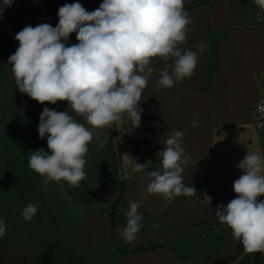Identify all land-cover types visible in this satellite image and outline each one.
Instances as JSON below:
<instances>
[{"label":"crops","instance_id":"1","mask_svg":"<svg viewBox=\"0 0 264 264\" xmlns=\"http://www.w3.org/2000/svg\"><path fill=\"white\" fill-rule=\"evenodd\" d=\"M74 2L14 0L0 17V147H17L25 161L30 154L24 148L40 140L38 121L42 109L17 89L12 65L8 63L19 45L15 35L27 25L49 23L55 27L59 7ZM79 2L92 11L102 0ZM257 5L256 0H185L190 23L186 40L178 47L197 54L196 67L191 76L169 88L157 82L160 70L172 71L174 58L155 57L152 64L155 71L140 100L143 111L139 127L135 128L127 113L108 126L103 142L107 139L109 142L100 151L119 183L111 202L107 199L102 202L99 195L92 200L87 197V201L73 196L71 208H81L84 215L76 223H69L61 217L65 210L60 206L62 196L71 199L65 187L82 197L88 196L82 190L87 179L73 186L65 180L46 182V177L40 175L36 196H41L42 202L35 203L37 213L24 222L5 219L6 231L0 237V264L5 260L6 264H15L14 260L24 254L26 264H33L32 261L37 264V256L44 253L50 254V264H58L64 249L71 264H238L246 257L248 263H255L214 210L235 198L233 182L243 171L237 164L246 153L264 156V132L255 130L251 117L252 105L264 95V25L257 23ZM43 9L46 13L41 16ZM69 42L78 43L75 32L70 34ZM58 102L61 108H69L68 103ZM175 131L184 133L182 147L189 157L182 182L197 191L165 199L162 194L147 191L150 182L147 173L161 169V158L156 154ZM23 132H31L35 138L31 135L25 144L28 137ZM42 141H47V136ZM133 158L138 163L151 160L152 164L143 173H137L133 171ZM97 179L93 181L97 183ZM107 179L115 184L113 178ZM2 185L0 190L8 196L10 186L4 177ZM259 199L264 200V196ZM132 200L140 205L143 228L133 241H128L119 231L127 224L125 211ZM41 212L51 217L48 222L40 221ZM33 221L39 222L37 231L45 234L43 241L38 240V235L35 238L29 235V240L24 238L26 231L35 228ZM171 221H179L175 227L181 231L163 235L162 225ZM47 232L53 236L46 239ZM148 234L149 237H144ZM5 238L8 246L3 249ZM10 244L17 247L11 248ZM23 246L28 249L22 251ZM241 252L245 255L238 259ZM261 260L264 261V255Z\"/></svg>","mask_w":264,"mask_h":264},{"label":"clouds","instance_id":"2","mask_svg":"<svg viewBox=\"0 0 264 264\" xmlns=\"http://www.w3.org/2000/svg\"><path fill=\"white\" fill-rule=\"evenodd\" d=\"M264 7V0H256ZM14 0H0V17ZM185 0H102L95 10H87L79 0L58 9V24L27 25L15 35L19 45L9 56L17 89L41 104L67 101L87 123L101 128L118 121L127 113L135 128L142 116L140 100L155 57L174 58L172 71L160 70L159 85L173 87L176 81L189 77L198 56L178 47L186 40L190 17ZM76 33L78 43L71 44ZM199 47H203L202 45ZM194 122V126H195ZM260 126V125H258ZM38 136L47 147L30 150L29 167L46 182L65 180L73 186L86 176L84 167L93 133L77 122L68 110L57 111L45 106L39 116ZM182 131H175L156 155L161 169L147 173L149 193L165 199L192 195L197 189L186 186L182 172L188 156L182 147ZM133 171L143 173L151 160L138 163ZM242 174L233 182L235 198L219 204L215 211L233 237L246 252H264V156L247 152L238 162ZM139 203L129 201L125 211L126 226L119 235L133 241L143 228ZM38 208L28 204L22 211L31 220ZM6 231L0 218V237Z\"/></svg>","mask_w":264,"mask_h":264},{"label":"rangeland","instance_id":"3","mask_svg":"<svg viewBox=\"0 0 264 264\" xmlns=\"http://www.w3.org/2000/svg\"><path fill=\"white\" fill-rule=\"evenodd\" d=\"M32 104H34L35 106L40 107V109L43 110V108L45 106L51 108H55L57 111H65L66 107H60L59 102L57 101L56 104H50L48 102H45L44 104L39 103L36 100L32 99ZM64 103H68L66 101H63ZM69 107V106H67ZM69 112L70 115L74 116L75 119L79 120V123L84 124L87 128H89V130L93 133V139L89 142V152L86 156V165L84 167V171L86 172V176L84 179H87L85 181V186L83 187V191L85 194H87L88 196L82 197L78 194H75L72 190V192H70L66 186L65 189L67 190V194L68 196L72 199L69 200H65V197L62 196V202L60 203V206L65 209L63 210V214L61 215V217L64 216L65 219H67V221L69 223L72 222H77L79 221V218L81 216L84 215L83 211L81 208H71V205H73V196H78L81 199L87 201V197H89L90 200H92L95 196L97 197L98 195L101 197V200H103L102 202H105L104 200L107 199L108 202H111L110 200L113 198V193L115 192V190L117 188H119V183L117 181V179L115 178L116 174L110 170L109 167V163L106 162L105 160V156H103V153H101V149H103L104 143H108L109 140L107 139L105 142H103V139H106L105 136L107 134V130H108V126L105 127H101V128H95L92 127L91 125H89L87 123L86 117L85 116H81L77 113H75L73 110L70 111L69 108H66ZM127 118V116H126ZM121 119V118H120ZM115 122L112 123V125ZM116 124V123H115ZM111 125V124H110ZM10 133V132H9ZM22 135H25L28 137V141L25 142V144L29 143V138L32 135V138H35L34 134L29 132V133H25L23 132ZM31 138V139H32ZM33 140V139H32ZM31 140V141H32ZM103 142V143H102ZM36 146V147H35ZM38 148H43L45 149V151H49L47 147V141H42V139L37 140L35 142V144L32 146L31 144L27 145L24 148V151L27 152V154L31 155V151L30 150H36ZM22 154L19 151V149L17 147H13L11 149H5L0 147V188L4 187V185H2L3 182V177L6 179L7 183L10 186V190H9V194H7L8 196H6V193L4 190H0V210H1V218H9V220H13V221H17L18 219H22V222H24V218L22 216V211L23 208H25L28 205V201L29 204H33L36 206V204H39V201L42 202V198L37 197V187H36V181L37 179H39L40 174H38L36 171H34L33 169H31L29 167V160L25 161L24 159L21 158ZM5 158H9L7 159L8 162L5 160ZM98 178V182L96 183L95 181H93L94 178ZM107 177L109 178H113L115 180V184H112V182L110 180L107 179ZM15 181H19L18 183H15ZM54 181V180H51ZM91 182V184H90ZM65 183L67 184V181H65ZM90 184V185H89ZM89 185V186H88ZM80 191V189L78 190ZM54 196V193H52ZM111 195V196H110ZM38 200V201H37ZM7 203H6V202ZM32 201V202H31ZM66 202V203H65ZM101 202V203H102ZM36 203V204H35ZM94 201H89V204H93ZM42 215L45 217H40V221L43 222H48L50 220V216L46 214H44V212H41ZM41 215V214H40ZM63 219V218H62ZM34 223L32 225H34V229H32L31 231H26L24 234V238L26 240L30 239L31 237H34L38 235V240L43 241L42 239L45 238L44 237V233L37 231L38 228V223L37 221H33ZM179 221H171L167 224H163L162 225V234L163 235H176L178 234L181 230L176 226V223H178ZM42 223H40V225H42ZM63 225V222L61 223L60 226ZM62 229V227L60 228ZM160 234V230L157 231ZM150 234L145 235L144 237H149ZM53 235L49 232L46 233V239H48L49 237H52ZM112 237V236H111ZM35 240V239H34ZM148 242L149 239H148ZM151 243H155V241L151 242ZM46 244L47 246L50 245V242H47L46 240ZM8 246V240L7 238L4 239V243L2 248L5 249ZM11 248H15L17 247L16 244H10L9 245ZM46 246V245H45ZM22 251L27 250L28 248L26 247H22ZM40 251H44V250H40ZM37 252H38V245H37ZM66 250L64 249V252L62 253V256L60 258V260L58 261V264H71V261L69 260V255L65 256ZM45 254V253H44ZM43 255V254H41ZM41 255L38 257L37 259H39V261H37V264H44L43 263V257H41ZM244 252H241L238 256V259L243 258L244 256ZM251 255V253H250ZM32 260V257H30ZM68 259V260H67ZM246 260H248V257H246L244 260L240 259L238 264H251L248 263ZM34 264V261H32ZM264 262V261H262ZM7 261H4V264H6ZM15 264H26V256L25 254L23 255V257L19 258V259H15L14 260ZM29 263V262H28ZM31 263V262H30ZM254 263V262H253ZM32 264V263H31ZM255 264V263H254Z\"/></svg>","mask_w":264,"mask_h":264},{"label":"built area","instance_id":"4","mask_svg":"<svg viewBox=\"0 0 264 264\" xmlns=\"http://www.w3.org/2000/svg\"><path fill=\"white\" fill-rule=\"evenodd\" d=\"M46 11H41V16H44ZM256 20L260 25H264V12L261 6L257 5ZM252 123L256 131L264 132V95L255 101L251 109ZM260 125V126H258Z\"/></svg>","mask_w":264,"mask_h":264},{"label":"trees","instance_id":"5","mask_svg":"<svg viewBox=\"0 0 264 264\" xmlns=\"http://www.w3.org/2000/svg\"><path fill=\"white\" fill-rule=\"evenodd\" d=\"M114 206L115 205H113L112 207H114ZM101 208L103 209V207H101ZM110 223H111V225H113L112 212L110 213ZM251 255H252L253 260L255 261L256 264H264L261 260V256L264 255V252H252ZM49 256H50L49 253L41 255V257H43V263L44 264H50Z\"/></svg>","mask_w":264,"mask_h":264}]
</instances>
